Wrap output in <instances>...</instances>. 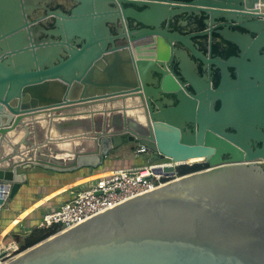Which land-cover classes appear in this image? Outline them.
Segmentation results:
<instances>
[{
    "label": "water",
    "instance_id": "water-1",
    "mask_svg": "<svg viewBox=\"0 0 264 264\" xmlns=\"http://www.w3.org/2000/svg\"><path fill=\"white\" fill-rule=\"evenodd\" d=\"M260 1L0 0V206L28 179L20 170L97 167L130 142L151 148L148 163L203 158L199 162L210 164L57 232L4 264H264V144L251 148L252 139L264 142ZM182 12L213 21L255 18L243 26L258 35L229 26L218 31L242 55L209 59L219 69V84L213 88L210 76L195 74L200 100L190 99L191 107L162 68L180 54L162 38L157 44L156 36L153 43L134 44L150 30L131 32V45L120 47V29L113 27L133 18L156 24L169 44L188 45V37L158 24ZM172 90L180 103L157 102L160 110H154L152 92ZM188 119L199 128L188 129ZM230 126L237 132H227Z\"/></svg>",
    "mask_w": 264,
    "mask_h": 264
},
{
    "label": "flooded vegetation",
    "instance_id": "flooded-vegetation-1",
    "mask_svg": "<svg viewBox=\"0 0 264 264\" xmlns=\"http://www.w3.org/2000/svg\"><path fill=\"white\" fill-rule=\"evenodd\" d=\"M194 0H175L174 4L176 5H186L191 4ZM259 6H264V1H260L257 3ZM124 6L136 7L139 11H143L148 8L147 5H135L132 3H124ZM46 12L44 11L43 14ZM237 18H247L245 15L240 13L236 14ZM253 20H246L244 23L253 22ZM156 21V20H155ZM154 21V22H155ZM244 23L231 20L229 21L226 18H219L216 21H213L209 16L204 14H190L189 12H182L179 14L167 15L161 21L158 22L159 27L162 31H169L172 34L180 33L185 37H188V45L185 43H181L179 41H174L169 44L166 36L160 32H155L158 30L156 24H146L141 21L135 20L133 18H128L124 23H119V25H113L114 29H120L117 34H121L122 38L116 40V44L120 47L127 49L131 45V32H142L150 30L151 35L148 36V39L142 41H136L134 44L142 46L144 44L153 43V39L151 36H156L157 44L159 42V38H162L164 42L170 47V51H174L175 54L179 53L180 56L177 57V54L170 60L167 61L168 65H163L162 68L168 73L171 74L180 88L188 94V107L193 104L192 100L196 99L199 102V98L196 95L199 93L194 87V79L195 74L199 75H208L212 78V86L216 88L220 81V72L215 66L211 65V61L209 60L211 57L213 58H223L224 60L230 59L232 57H240L242 55V48H240L237 44L224 39L218 31L225 29L226 27H230L235 31H240L244 34H249L252 38H256L258 35L254 32H250L243 25ZM51 23L48 22V25ZM115 31V32H116ZM151 38V39H150ZM133 46V45H132ZM134 47V46H133ZM162 47V45H161ZM163 48L166 49V46L163 45ZM188 52V80L185 78L186 70L181 67V55L184 56V52ZM264 53V50H262ZM8 56H6L7 58ZM181 60V61H180ZM183 62V61H182ZM184 65L185 62H183ZM233 70V69H232ZM165 76V75H164ZM233 76L236 78L235 71L233 72ZM163 79V75H162ZM152 80L155 81L152 87L159 88V74L155 73L152 77ZM151 97L155 100L152 101L154 103V110H160L157 102L164 103L165 106L168 107L166 100L170 102L171 107H176L181 101V95L178 91H173L170 94H165L163 92H152ZM221 100H218L215 104L216 109L221 108ZM199 106V105H198ZM199 128V124L188 119V129L195 130ZM226 131L229 133H236L237 129L234 126H230L226 128ZM264 131V129H263ZM128 144H132L133 146L139 145L136 142H130ZM135 144V145H134ZM263 138L252 139L251 148L255 151L258 148L263 146ZM224 159H229L228 155L223 156ZM259 162H264V158L259 159ZM196 164L201 165V167L197 170L191 171L197 172L201 170L208 169L210 164L208 162H198ZM187 173V174H189Z\"/></svg>",
    "mask_w": 264,
    "mask_h": 264
},
{
    "label": "crops",
    "instance_id": "crops-1",
    "mask_svg": "<svg viewBox=\"0 0 264 264\" xmlns=\"http://www.w3.org/2000/svg\"><path fill=\"white\" fill-rule=\"evenodd\" d=\"M132 148L125 144L114 150L103 164L72 172H56L39 166L20 170L28 179L0 206V248L12 247L14 253L19 252L21 243L16 235L25 236L34 227H40L45 211L57 209L77 191L115 170L148 163L149 154L135 156Z\"/></svg>",
    "mask_w": 264,
    "mask_h": 264
},
{
    "label": "built area",
    "instance_id": "built-area-1",
    "mask_svg": "<svg viewBox=\"0 0 264 264\" xmlns=\"http://www.w3.org/2000/svg\"><path fill=\"white\" fill-rule=\"evenodd\" d=\"M150 153L151 148L144 144L137 145L133 151L135 156L150 155ZM182 165H194V163L153 162L115 170L99 178L93 185L77 191L71 199L63 202L57 209L45 211L40 226L57 225L58 232L73 227L132 197L185 175L179 173ZM5 251L7 254L3 255ZM13 255L15 254L12 247L0 250V264H4Z\"/></svg>",
    "mask_w": 264,
    "mask_h": 264
},
{
    "label": "trees",
    "instance_id": "trees-1",
    "mask_svg": "<svg viewBox=\"0 0 264 264\" xmlns=\"http://www.w3.org/2000/svg\"><path fill=\"white\" fill-rule=\"evenodd\" d=\"M201 167V165L199 164H194V165H182L180 167V174H187L191 171L197 170ZM59 230L58 226H51V227H34L31 232L25 236H21V235H16V240L21 243L20 249L24 250L36 243H38L39 241L57 233Z\"/></svg>",
    "mask_w": 264,
    "mask_h": 264
},
{
    "label": "bare ground",
    "instance_id": "bare-ground-1",
    "mask_svg": "<svg viewBox=\"0 0 264 264\" xmlns=\"http://www.w3.org/2000/svg\"><path fill=\"white\" fill-rule=\"evenodd\" d=\"M204 160L203 158H193V159H188L185 162H190V163H194V162H199Z\"/></svg>",
    "mask_w": 264,
    "mask_h": 264
},
{
    "label": "rangeland",
    "instance_id": "rangeland-1",
    "mask_svg": "<svg viewBox=\"0 0 264 264\" xmlns=\"http://www.w3.org/2000/svg\"><path fill=\"white\" fill-rule=\"evenodd\" d=\"M131 146H133L132 144H130ZM135 145V144H134ZM134 148H132V152L134 151V149H135V147L136 146H133ZM148 156V155H147ZM0 250H2V248H0ZM17 253V252H16ZM16 253H14V254H16Z\"/></svg>",
    "mask_w": 264,
    "mask_h": 264
}]
</instances>
